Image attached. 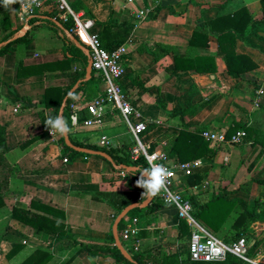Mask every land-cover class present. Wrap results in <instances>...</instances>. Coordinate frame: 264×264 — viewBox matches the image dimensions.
Listing matches in <instances>:
<instances>
[{
	"label": "crops",
	"instance_id": "obj_1",
	"mask_svg": "<svg viewBox=\"0 0 264 264\" xmlns=\"http://www.w3.org/2000/svg\"><path fill=\"white\" fill-rule=\"evenodd\" d=\"M72 7L93 22L92 32L99 36L101 24L109 21L116 24L106 35L108 47L125 39L123 26H133L130 39L121 46L127 49V55L124 61L126 75L120 85L139 120L152 126L150 133L140 136L147 141L151 151L164 149L170 152L171 139L179 134L184 124L196 129L227 132L236 123L245 122L264 133V107L254 105L257 93L264 91L263 53L239 43L238 52L250 56L259 66L241 77L227 72L220 57L215 74H193L182 69L188 66L189 59L217 57L218 41L213 36L208 47L195 49L189 46L201 21L213 20L241 7H248L256 18H262L261 0H73ZM56 14L54 8L45 7L28 17L25 24L17 21L14 14L13 29L23 26L16 35L21 33V38L30 33L29 41L0 57V125L6 128L8 163L15 168L7 192V209L11 211L17 204L29 208L33 200L39 201L64 212L66 230L77 242L88 247L111 245L115 243L113 226L118 217L114 216L108 194L135 190L136 181L126 173L115 172L109 162L98 156L82 155L84 158L75 157L65 163L58 146V132L52 136L49 130L48 135H42L39 114L46 112L43 104L46 90L71 86L74 89L82 70L81 64H60L66 58V40H73L64 30V22L55 20ZM32 18L37 21L29 26L28 21ZM51 20L57 28L52 27ZM117 25L122 26V30ZM26 26L28 30L22 33ZM20 59L25 68L50 64V71L31 76L26 72L19 78ZM177 64L180 65L178 69ZM255 84L258 89L254 88ZM192 86L196 87L192 106L198 107L199 112L182 122L171 113L186 107ZM97 87L100 93L105 90L102 82L97 81ZM22 98L29 99L26 105L30 108H23V102H19ZM87 103L81 93L73 104ZM80 115L85 119L89 117L86 111ZM72 131L77 140L99 147H106L102 141L105 137L110 142L106 148L116 151L127 148L129 154L136 145L135 136L122 115L111 106L107 107V117L101 128ZM33 139L34 142L27 145ZM164 143L166 147H163ZM216 146L218 154L202 185L185 188L181 179L184 195L196 196L200 203H206L213 195L226 190L232 193V199L241 198L253 204L255 192L264 191V148L257 149L251 142L232 148ZM196 161L203 165L202 160ZM210 191L215 193L205 201ZM133 218L140 220L141 251L160 248V251L175 253L187 243L178 238L180 220L172 207H156ZM14 240H20L26 246L9 260L7 255L16 245ZM262 245L264 247V242ZM35 248L51 252L55 257L54 264H117L109 254L98 257L77 254L80 247L75 243L56 242L52 237L43 241L30 227L8 215H0V264H20Z\"/></svg>",
	"mask_w": 264,
	"mask_h": 264
},
{
	"label": "trees",
	"instance_id": "obj_2",
	"mask_svg": "<svg viewBox=\"0 0 264 264\" xmlns=\"http://www.w3.org/2000/svg\"><path fill=\"white\" fill-rule=\"evenodd\" d=\"M3 5V1H2ZM263 17L256 18L251 13L248 7H241L238 10L222 14L213 20L201 21L198 24L197 29L194 31L193 36L189 42L191 48L198 49L199 47H208L210 43V37L213 36L218 41V53L217 57H197L195 59H189L188 66L183 67L184 71H190L193 74L208 75L215 74L217 72V58L223 59L226 65L227 72L235 74L238 77L248 75L251 72L258 69V64L253 59L245 54L238 52L239 43L245 46L256 49L264 54V0H261ZM21 3L9 4L2 6V40L0 42H7L14 38L19 30L23 26L17 27L14 30V14H17L20 10ZM57 17V14L54 16ZM52 17V19L54 18ZM59 20V19H58ZM36 19L32 18L28 21V25L31 26L36 23ZM52 27L57 28V24L52 20L49 21ZM62 23V22H61ZM64 30L69 32L74 26V22L69 20L66 23H62ZM102 31L100 33V39L102 46L109 52L115 51L120 48L128 39H130L133 26H123L125 32V39L116 44L113 47H108L106 42L107 33L116 27V24L112 21L101 24ZM119 30H122V26L117 25ZM29 34L19 38L17 41L4 46L0 49V57L12 52L15 47L22 46L29 41ZM81 44V43H80ZM65 60L60 63L65 65L81 64L82 70L77 77L74 86L80 83L79 88L70 96V92L73 86L66 88H50L45 92L43 104L46 112L39 114L41 122L43 124V134L48 135L50 128L46 125V120L49 117H56L60 114L61 108L65 98L69 97L65 111L64 118L66 119L69 128L71 129L69 136L73 145L79 148H85L89 150L102 151L109 154L114 163L117 166H128L138 168L137 172H126L121 169H116L110 164L114 171L117 173H126L130 178H133L136 183L140 177V171L145 168H149L144 156H141L138 160H132L131 153H127L123 148L121 151L108 149L106 147H99L91 145L87 142H82L76 139L75 133L72 131L71 123V105L75 102L76 97L83 93L84 101L91 102L97 96H99L100 89L97 87V81L101 82L99 78L92 75V79L88 82L85 81L86 71L89 64L88 56L79 49L70 40H66L65 44ZM18 77L24 76V73L28 72L31 75H44L49 69L50 64H43L37 66L24 67L23 60H19ZM180 64V62H178ZM177 64V69L180 65ZM255 89L259 87L255 84ZM196 87L192 86L191 91L187 95L186 107L182 110L171 113L172 116L178 117L183 122L189 115H197L199 108L192 106V98L194 97ZM257 96V95H256ZM256 99V98H255ZM29 99L22 98L19 102H23V108L27 109L30 106L26 105ZM255 102V101H254ZM264 107L263 99L260 105L256 108ZM85 120V116L80 115V122ZM239 130H243L247 133L246 143L251 142L254 147L264 148V133L254 126H250L248 123L240 122L236 123L234 127L227 131V137L230 138ZM152 131V126H148L147 131L143 134L146 135ZM205 129H196L187 125H183L179 131V134L171 139L170 156L172 159L180 163H191L196 160H202L203 165L194 168L192 175L186 176L183 174L181 179L185 184V188H191L200 186L209 177L212 170V164L218 154V147L215 144L207 142L203 139V133ZM59 133V132H58ZM38 138V137H35ZM35 139L27 143L32 144ZM58 146L62 151V157L64 159L72 160L78 155L90 157L89 155L80 154L67 147L64 141V137L60 134L58 140ZM127 147V146H126ZM124 152V155H120ZM8 147L6 128L0 125V167L6 174L0 175V215L10 216L12 220H16L19 223L30 227L34 230V233L43 241H48L49 238H54L56 242H71L75 243V246H79L77 254L88 253L92 257H98L101 254H109L115 260L117 264H247L243 260L237 258L234 255H228L226 262L223 263H204L193 262L189 256V250L185 247L180 248L175 253L160 251V248H149L144 250L134 251V246L126 247V250L131 254L134 262L126 260L116 244L112 242L111 245H100L88 247L84 244L77 242L74 236L66 230V224L64 223V212L57 210L49 205L43 204L39 201L33 200L29 208L23 207L21 204L15 205L11 211L7 209V192L9 191L10 181L15 176V168H12L7 160ZM145 190L138 187L135 190L129 192H119L108 194V198L111 201V205L114 210V216L117 218L127 207L132 204H142L146 197L143 196ZM231 192L223 190L218 195H213L206 203H200L196 196H186L193 205V217L199 221L204 227L210 230L215 236L220 235L224 227L232 221L230 232L232 238L228 239V236L224 237V242H236L237 240L246 237L252 230V226L257 223L264 224V191L260 193L259 197L255 199L253 204L247 203L241 198H231ZM162 199L157 195L153 198L150 206L144 210L135 209L128 215L129 218L139 216L142 213L150 212L156 207H164ZM191 229L188 224L180 220L179 224V240L189 242L191 237ZM16 241L15 247L8 253L7 259L11 260L21 251L25 249L22 241ZM262 245V241L257 242L253 247H249L248 256L253 258L257 253H260L259 247ZM54 255L42 248H35L30 255H28L20 264H54Z\"/></svg>",
	"mask_w": 264,
	"mask_h": 264
},
{
	"label": "built area",
	"instance_id": "obj_3",
	"mask_svg": "<svg viewBox=\"0 0 264 264\" xmlns=\"http://www.w3.org/2000/svg\"><path fill=\"white\" fill-rule=\"evenodd\" d=\"M72 2L73 0H37L36 3L29 5L28 0H24L25 6H20L19 12L15 14L16 20L21 24H25L28 17L41 9L45 7L54 8L58 17L55 20L60 19L64 23L72 20L74 26L70 34L76 37L89 50L93 71L105 85V90L87 104L71 105L72 128L75 130L80 128L99 129L105 123L108 106H111L113 111H119L129 131L135 136L136 145L131 150L132 160H138L141 156H144L148 163L147 158L155 155L156 159L154 163L164 165L172 173L168 178L166 190H162L158 196L162 199L165 206L176 210L179 220L185 221L190 227L192 233L188 250L191 261L223 263L226 262L228 255L231 254L247 264H264V254L257 253L253 258L248 256L250 246L246 237L236 242L226 243L193 217V205L181 189V174H185L186 176L192 175L193 169L201 166V161L174 163L169 151L164 149L151 151L149 145L143 143L140 136L147 131L148 124L145 121L139 120V115L120 85V82L126 75L124 61L127 49L123 46L112 52L107 51L102 46L99 34L92 32L93 22L85 18L83 13L74 10ZM263 95L264 91L257 93L254 102L255 107L260 105ZM82 111H86L89 117L81 123L80 113ZM52 136H55V132ZM202 136L205 141L222 148L242 146L247 140V133L243 130H239L230 138L227 137V132L218 131H205ZM102 141L106 147L110 146L107 138L104 137ZM166 146L167 144L164 143L163 147ZM64 161L67 163L68 159ZM140 232L141 227L138 218H125L120 224L121 242L128 244V246H134L135 252L140 250Z\"/></svg>",
	"mask_w": 264,
	"mask_h": 264
},
{
	"label": "water",
	"instance_id": "obj_4",
	"mask_svg": "<svg viewBox=\"0 0 264 264\" xmlns=\"http://www.w3.org/2000/svg\"><path fill=\"white\" fill-rule=\"evenodd\" d=\"M28 30V26H26L24 29H23V32L22 33H25L26 31ZM69 34L70 38L73 40V42L83 51L87 54V56L89 57V66L87 68V75H86V79L85 81L88 82L91 80L92 78V73H93V68H92V62H91V59H90V53H89V50L87 48H85L84 46H82L78 40L76 38L73 37V35H71L70 33H67ZM21 36V33H19L18 35H16L14 38H12L11 40L7 41V42H3L0 44V49L4 46H7L15 41H17L19 39V37ZM79 85L80 83H78L74 89L70 92V93H74L78 88H79ZM68 99L69 97L65 98L64 102H63V105H62V108H61V112L64 114V111H65V108H66V105H67V102H68ZM64 141H65V144L67 145L68 148L76 151L77 153H80V154H85V155H89V156H98V157H101L103 158L104 160H106L107 162H109L110 164H112V166L116 169H121V170H124L126 172H137L138 171V168H135V167H128V166H117L112 157L105 153V152H102V151H95V150H89V149H85V148H79V147H76L75 145H73V143L71 142V139H70V136L69 134L67 135H64ZM146 201V200H145ZM143 202L142 204H138V203H135V204H132L130 205L129 207H127L119 216L118 218L116 219L115 223H114V226H113V235H114V239H115V243H116V246L117 248L119 249V251L121 252V254L123 255V257L128 260L129 262H134L131 254L125 249V247L123 246V243L121 242L120 240V234H119V226L121 224V222L126 218L128 217L129 213L135 209H141V210H144L146 208H148L151 204V202L153 201V198L152 200H149L147 202Z\"/></svg>",
	"mask_w": 264,
	"mask_h": 264
},
{
	"label": "clouds",
	"instance_id": "obj_5",
	"mask_svg": "<svg viewBox=\"0 0 264 264\" xmlns=\"http://www.w3.org/2000/svg\"><path fill=\"white\" fill-rule=\"evenodd\" d=\"M21 3V6L24 5V0H3V5L7 6L9 4ZM29 5L31 3H36L37 0H28ZM70 96L73 94L70 93ZM46 125L50 128V131L53 135L54 132H59L62 136L70 133L71 129L68 126L66 119L63 116V113L60 112L56 117H49L46 120ZM149 168H145L140 171V177L137 180V186L145 190L143 196L146 197V201L152 200L157 196L162 190H166L168 184V178L172 175L167 167L162 164L154 163L156 159L155 155L148 157Z\"/></svg>",
	"mask_w": 264,
	"mask_h": 264
},
{
	"label": "rangeland",
	"instance_id": "obj_6",
	"mask_svg": "<svg viewBox=\"0 0 264 264\" xmlns=\"http://www.w3.org/2000/svg\"><path fill=\"white\" fill-rule=\"evenodd\" d=\"M2 1L3 0H0V37L3 36L2 35V32H1V30L3 29V25H1L2 24V17H3L2 16V14H3L2 13V10H3L2 9L3 8L2 7L3 6L2 5ZM57 134H58L57 136L60 137V133H57ZM142 141H143L144 144L147 143V141H144V139H142ZM77 158H84V157L82 155H78V156H76V159ZM6 173H7V171L4 172L2 170V168L0 167V175L6 174ZM213 193H215V192L214 191L208 192L207 193V197L204 200L207 201L212 196ZM260 193H261L260 191H256L255 192V195L252 196L253 197L252 198V201H253V199L255 201V199L259 197ZM231 226H232V221H230L224 227V229L222 230V233L220 235H217V237L220 240H222V241H224V237L225 236H228V239L232 238V234L234 232H232V233L230 232ZM247 239H248V244H249L250 247H253L259 241H262V243H263L264 242V225L262 223H257L255 225H253L252 226V230L247 234ZM188 244H189V242L185 243V245H182V246L188 249ZM124 245H125V247H127L128 244H124ZM258 250H260V253L261 254H264V247H263V245H261Z\"/></svg>",
	"mask_w": 264,
	"mask_h": 264
}]
</instances>
